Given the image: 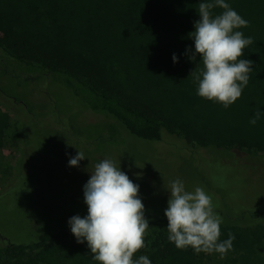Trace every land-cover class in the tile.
Listing matches in <instances>:
<instances>
[{
	"label": "trees",
	"instance_id": "trees-1",
	"mask_svg": "<svg viewBox=\"0 0 264 264\" xmlns=\"http://www.w3.org/2000/svg\"><path fill=\"white\" fill-rule=\"evenodd\" d=\"M199 2L0 0V79L12 76L30 86L41 79L47 86L60 83L83 111L99 116L86 125L95 130L89 136L93 140L119 144L128 136L159 143L165 132L183 140L191 153L194 147L210 148L263 165L264 118L254 126L249 120L258 107L264 109V0H227L250 22L239 30L254 41L241 57L252 61L249 83L227 109L197 96L191 73L203 65L199 57L189 59L191 52L185 55L193 47L190 33L199 19ZM221 11L213 9V15ZM0 98L12 107L18 104L1 86ZM9 128L8 115L0 112V150ZM159 200L156 204L162 205ZM72 207L51 203L34 218V227L23 228L26 239L0 246V264H97L67 225L74 215L86 216L87 207L82 200ZM156 208L145 211L150 226L146 246L133 259L146 255L151 264H264V215L218 212L223 217L220 239L235 235L233 249L221 256L177 249L168 240L165 209Z\"/></svg>",
	"mask_w": 264,
	"mask_h": 264
},
{
	"label": "rangeland",
	"instance_id": "rangeland-1",
	"mask_svg": "<svg viewBox=\"0 0 264 264\" xmlns=\"http://www.w3.org/2000/svg\"><path fill=\"white\" fill-rule=\"evenodd\" d=\"M46 83L41 79L30 86L12 76L0 79L1 88L18 102L13 108L0 98V112L10 122L0 150V246L9 239H26L23 228L34 227V218L47 212L51 203L73 209L75 200L83 201V185L97 161L105 158L120 165L139 185L146 212L154 211L156 205L158 210L166 209L169 182L180 178L188 190L202 186L212 196L217 213L264 215L261 162L233 152L231 159L228 152L210 148L193 146L191 153L183 140L176 141L165 132L159 143L128 136L119 144L93 140L89 136L95 130L88 123L99 116L83 111L60 83ZM77 151L86 159L78 167H69L68 160ZM158 200L162 205L156 204Z\"/></svg>",
	"mask_w": 264,
	"mask_h": 264
},
{
	"label": "clouds",
	"instance_id": "clouds-1",
	"mask_svg": "<svg viewBox=\"0 0 264 264\" xmlns=\"http://www.w3.org/2000/svg\"><path fill=\"white\" fill-rule=\"evenodd\" d=\"M222 11L213 15V9ZM199 19L190 33L193 42L190 60L199 57L202 69L192 72L200 98L221 104L225 109L236 102L247 87L252 72V61L241 59L244 50L254 43L239 29L250 22L234 10L227 0H200ZM172 62H178L173 54ZM264 118L258 107L249 123L256 125ZM83 152L68 160L69 167H78L85 160ZM83 202L87 215L72 216L67 225L78 244L86 243L97 264H151L146 255L133 259L144 248V235L149 226L145 206L135 184L120 165L105 158L94 165V170L83 185ZM169 194L163 216L167 221L168 240L177 249L192 248L196 252L219 253L233 249L235 235L221 240L223 217L215 210L212 196L202 186L188 190L182 179L169 182Z\"/></svg>",
	"mask_w": 264,
	"mask_h": 264
}]
</instances>
